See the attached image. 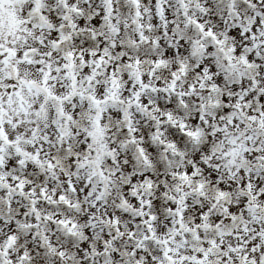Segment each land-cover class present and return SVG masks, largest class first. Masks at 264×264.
Wrapping results in <instances>:
<instances>
[{"label":"snow or ice","instance_id":"snow-or-ice-1","mask_svg":"<svg viewBox=\"0 0 264 264\" xmlns=\"http://www.w3.org/2000/svg\"><path fill=\"white\" fill-rule=\"evenodd\" d=\"M0 264H264V0H0Z\"/></svg>","mask_w":264,"mask_h":264}]
</instances>
